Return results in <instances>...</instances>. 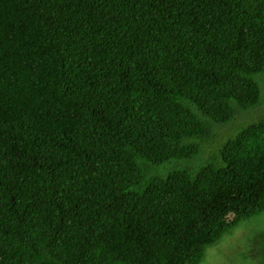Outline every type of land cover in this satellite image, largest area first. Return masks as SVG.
<instances>
[{
    "label": "trees",
    "instance_id": "obj_1",
    "mask_svg": "<svg viewBox=\"0 0 264 264\" xmlns=\"http://www.w3.org/2000/svg\"><path fill=\"white\" fill-rule=\"evenodd\" d=\"M257 108L264 0H0V264H200L264 212Z\"/></svg>",
    "mask_w": 264,
    "mask_h": 264
},
{
    "label": "rangeland",
    "instance_id": "obj_2",
    "mask_svg": "<svg viewBox=\"0 0 264 264\" xmlns=\"http://www.w3.org/2000/svg\"><path fill=\"white\" fill-rule=\"evenodd\" d=\"M262 108L251 110L243 119L255 120L263 112ZM248 213L244 205L239 206ZM264 212L249 218L238 225V228L227 233L212 247L206 249L200 264H264ZM261 256V257H259Z\"/></svg>",
    "mask_w": 264,
    "mask_h": 264
}]
</instances>
